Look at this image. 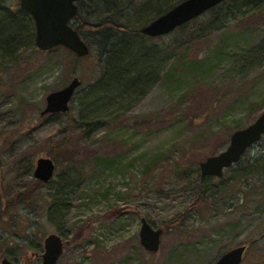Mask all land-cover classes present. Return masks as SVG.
<instances>
[{
	"label": "rangeland",
	"instance_id": "1",
	"mask_svg": "<svg viewBox=\"0 0 264 264\" xmlns=\"http://www.w3.org/2000/svg\"><path fill=\"white\" fill-rule=\"evenodd\" d=\"M0 1L20 7V0ZM165 2L79 0V16L97 23L111 13L140 30ZM82 36L94 43L86 57L61 46L0 57V261L3 254L41 264L32 252L42 254L55 232L71 242L58 264H212L243 244L242 264H264V136L223 178H202L199 168L264 112V64L237 71L264 40V11L231 17L194 41L185 37L164 64L159 56L143 62L144 71L160 66L161 79L129 101L111 86L114 105L98 102L93 117L117 114L119 121L88 132L76 120L92 118L83 95L100 77L103 35ZM74 77L82 82L70 111L42 115L47 95ZM39 157L57 164L45 184L34 176ZM254 163L263 179L252 173ZM143 217L162 230L158 252L141 245Z\"/></svg>",
	"mask_w": 264,
	"mask_h": 264
},
{
	"label": "trees",
	"instance_id": "2",
	"mask_svg": "<svg viewBox=\"0 0 264 264\" xmlns=\"http://www.w3.org/2000/svg\"><path fill=\"white\" fill-rule=\"evenodd\" d=\"M181 1L183 0H167L163 6H158V9L154 10V13H152L153 17L147 21V23L175 7V5ZM122 9L123 7H120L119 11ZM263 11L264 0H224L218 6L198 16V18L176 28L175 31L165 36L155 38L143 35L140 33V30L130 28L128 25L115 20V16L111 13L97 23H90L86 22L84 19H80L78 11L75 18L80 21V24L74 28L79 31L81 35L83 33L92 32L99 35L102 34L103 38L100 42L101 51L98 60L100 63V77L91 85V90L83 95V97L90 102L89 105L92 107V111H89V117L92 118L90 120H76V123L80 127H84L87 132L100 125H113L117 123L119 121L117 114L114 115V117H108L109 119L104 118L103 120L93 117L95 114L94 112H97V109L101 108L98 107V102H105L104 99H106V103L102 105L103 108L110 103L112 106L114 105L116 98L108 101L110 96H106L109 94L108 90L111 86L113 87L114 85V88H117L119 92L118 95H120L119 100L121 101H129L136 96H145L146 92L161 79L162 73L160 71V66L144 71L143 62L150 65V61L148 62L147 60L151 57L159 56V60L164 64L167 62V59L178 53L177 47L185 41V37H189L190 41H194L199 38V35H206L210 30H219L223 26H226L227 20L231 17L237 22H240L245 17L253 14V12ZM195 24L197 26L193 29ZM167 35H171V37L174 38V42L162 44L155 41L163 40ZM35 36V22L31 15L20 7L13 10V8L7 6L4 1H0V57L14 58L19 55V53H15L20 50H33L37 48L34 44ZM87 43L90 47L91 44H94L90 40L89 42L87 41ZM59 48L61 47L57 46L47 52H55L56 49ZM69 52L71 51L69 50ZM183 56L184 53H181V58ZM263 64L264 40L258 44L254 50L246 53L242 61V68L237 71L243 74L255 67V65ZM255 165L256 163L251 165L254 168L251 171L254 174L257 173L259 177H261V173L263 172L258 173ZM228 169L229 168H227V170ZM241 177L247 178V174H239V176L235 178ZM38 183L45 184L41 180L38 181ZM204 191L200 193L198 200L202 201V198H204ZM175 221L176 220H174V222ZM0 252L3 251L0 249Z\"/></svg>",
	"mask_w": 264,
	"mask_h": 264
},
{
	"label": "water",
	"instance_id": "3",
	"mask_svg": "<svg viewBox=\"0 0 264 264\" xmlns=\"http://www.w3.org/2000/svg\"><path fill=\"white\" fill-rule=\"evenodd\" d=\"M224 0H183L164 14L154 18L143 25L140 33L155 38L171 33L187 22L198 18L209 9L218 6ZM78 0H20V8L27 11L35 22L36 47L45 52L57 46L68 48L79 57L89 55L91 47L84 40L79 31L72 25L78 14ZM264 66V65H263ZM81 80L74 77L63 89L53 91L47 95V104L42 115L48 113H67L71 102L81 85ZM264 136V112L246 128L237 129L232 133L226 149L218 154L208 156L201 162V177L213 176L223 178L227 168L237 164L248 149L259 142ZM57 164L52 157H39L36 162L34 176L44 183L54 178ZM140 230L141 245L150 253L158 252L162 239V230L156 229L143 217ZM41 264H58L64 254L65 246L70 241L53 232L43 240ZM247 245L243 244L232 248L220 255L212 264H242ZM0 264H14L12 260L4 257Z\"/></svg>",
	"mask_w": 264,
	"mask_h": 264
},
{
	"label": "flooded vegetation",
	"instance_id": "4",
	"mask_svg": "<svg viewBox=\"0 0 264 264\" xmlns=\"http://www.w3.org/2000/svg\"><path fill=\"white\" fill-rule=\"evenodd\" d=\"M79 1V0H78ZM78 3V2H77ZM238 247V246H237ZM235 248V247H234ZM248 248H249V245H247V249H246V251L244 252V259H245V257H246V253H247V251H248ZM232 249V248H231ZM230 251V250H229ZM228 252V251H227ZM226 253V252H225ZM32 254L33 255H35L36 257H39V258H41V253H37V252H32ZM4 257H7V258H9L10 260H12L13 262H14V264H17V262L15 261V260H13L11 257H8V256H6V255H3L2 254V258H1V260L4 258ZM42 259V258H41ZM243 259V260H244ZM24 262H25V260H24ZM21 264V263H20Z\"/></svg>",
	"mask_w": 264,
	"mask_h": 264
}]
</instances>
